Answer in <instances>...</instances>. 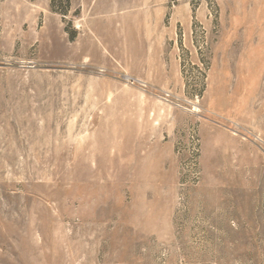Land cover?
<instances>
[{"label":"rangeland","instance_id":"rangeland-1","mask_svg":"<svg viewBox=\"0 0 264 264\" xmlns=\"http://www.w3.org/2000/svg\"><path fill=\"white\" fill-rule=\"evenodd\" d=\"M0 264H264V0H0Z\"/></svg>","mask_w":264,"mask_h":264}]
</instances>
